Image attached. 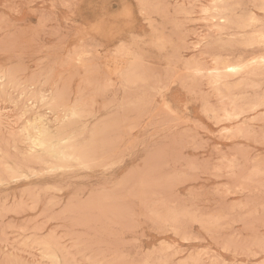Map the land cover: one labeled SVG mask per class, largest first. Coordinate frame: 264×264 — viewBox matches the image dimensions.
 <instances>
[{
    "label": "rangeland",
    "instance_id": "rangeland-1",
    "mask_svg": "<svg viewBox=\"0 0 264 264\" xmlns=\"http://www.w3.org/2000/svg\"><path fill=\"white\" fill-rule=\"evenodd\" d=\"M0 264H264V0H0Z\"/></svg>",
    "mask_w": 264,
    "mask_h": 264
},
{
    "label": "bare ground",
    "instance_id": "bare-ground-1",
    "mask_svg": "<svg viewBox=\"0 0 264 264\" xmlns=\"http://www.w3.org/2000/svg\"><path fill=\"white\" fill-rule=\"evenodd\" d=\"M215 2V1H214ZM39 118V117H38ZM38 126V125H37ZM36 128H38V127H36ZM40 136H41V134H40ZM51 142H49V140L46 142V146L49 148V152H51V153H57V154H59L60 152H57L58 150L57 149H51L50 147H51Z\"/></svg>",
    "mask_w": 264,
    "mask_h": 264
},
{
    "label": "snow or ice",
    "instance_id": "snow-or-ice-1",
    "mask_svg": "<svg viewBox=\"0 0 264 264\" xmlns=\"http://www.w3.org/2000/svg\"><path fill=\"white\" fill-rule=\"evenodd\" d=\"M15 176L16 177H20V174L19 173H16ZM20 178H25L26 179L27 177H20Z\"/></svg>",
    "mask_w": 264,
    "mask_h": 264
}]
</instances>
